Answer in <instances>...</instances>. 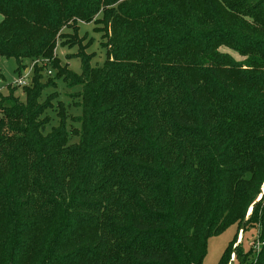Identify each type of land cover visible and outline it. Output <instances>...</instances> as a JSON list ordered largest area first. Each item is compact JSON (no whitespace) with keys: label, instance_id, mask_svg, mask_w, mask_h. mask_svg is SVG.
<instances>
[{"label":"trees","instance_id":"obj_1","mask_svg":"<svg viewBox=\"0 0 264 264\" xmlns=\"http://www.w3.org/2000/svg\"><path fill=\"white\" fill-rule=\"evenodd\" d=\"M81 23L106 38L102 66ZM0 56L83 89L71 132L62 103L47 132L39 66L25 100L0 94V264H202L250 222L260 248L234 251L264 264V0H0Z\"/></svg>","mask_w":264,"mask_h":264},{"label":"rangeland","instance_id":"obj_2","mask_svg":"<svg viewBox=\"0 0 264 264\" xmlns=\"http://www.w3.org/2000/svg\"><path fill=\"white\" fill-rule=\"evenodd\" d=\"M95 28H97V25L94 23H81L80 36L84 38L82 40V45L86 46L85 51L87 56L91 54L94 55L91 60V66H102L107 59V49L104 47L106 38L103 37V33L99 32ZM65 31H67V29H65ZM220 50L224 53L230 54L237 61H243L245 59L242 55H240L230 47L222 46ZM77 53V47L69 49L58 46L55 54L60 58L62 66L66 67L69 70H72L76 74H81L82 61L79 58H76ZM68 56H72L73 58H68ZM23 63L24 67H22L21 72L18 73L16 71L18 62L15 58H5L0 56V94L7 95L10 89L18 86L16 84L17 79L21 77L24 71H26L27 69H29L31 72L30 82L28 84L31 86V82L35 74V67L39 66V68L41 69L40 73L43 74L40 82L46 85L40 98V103L46 102L48 98L51 97L50 102L52 104V107L48 108L44 115L49 116L51 119L50 123L47 126V132L51 131L53 127L59 125L58 113L60 110V103H62V105L64 106L63 110L67 115L66 122L68 123V130L70 132L73 130L80 131L81 125L80 121L78 120L79 118L77 117L82 116V86L79 85L76 87H69L63 79L56 80V70L53 69L51 60L49 59H25ZM22 88L23 87H19L15 94L22 100H25L26 95L23 92ZM77 141L78 137L72 135L70 143H75ZM258 189H262V194H259V196H257V200L262 198L264 195V182ZM252 209L253 206L251 205V207H249L248 209L245 222H248V219L252 214ZM256 210L259 211V214L264 213V201ZM253 225L254 223L250 222L248 224L249 227H247L244 231L243 226L239 229L238 225L233 224L222 233L211 236L208 239L207 253L202 264L219 263L225 252V249L230 245L231 242L235 241L236 242L232 244V251L230 253V260L228 264H240V261L237 259L234 251L240 243L245 252H249L252 249H255L256 251V248L261 246L258 242L259 225ZM252 257L253 256H249L250 261Z\"/></svg>","mask_w":264,"mask_h":264},{"label":"built area","instance_id":"obj_3","mask_svg":"<svg viewBox=\"0 0 264 264\" xmlns=\"http://www.w3.org/2000/svg\"><path fill=\"white\" fill-rule=\"evenodd\" d=\"M30 70L27 69L26 71H24L23 75L21 77H19L16 81V84L19 87H25L28 86L29 82H30ZM260 248V247H258Z\"/></svg>","mask_w":264,"mask_h":264},{"label":"water","instance_id":"obj_4","mask_svg":"<svg viewBox=\"0 0 264 264\" xmlns=\"http://www.w3.org/2000/svg\"><path fill=\"white\" fill-rule=\"evenodd\" d=\"M260 199H261V198H260ZM260 199H259V200H260Z\"/></svg>","mask_w":264,"mask_h":264}]
</instances>
